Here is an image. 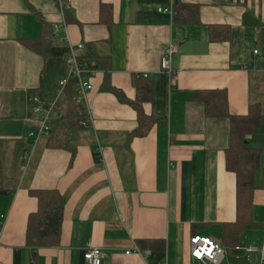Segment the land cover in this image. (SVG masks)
Segmentation results:
<instances>
[{
    "label": "crops",
    "instance_id": "crops-1",
    "mask_svg": "<svg viewBox=\"0 0 264 264\" xmlns=\"http://www.w3.org/2000/svg\"><path fill=\"white\" fill-rule=\"evenodd\" d=\"M171 2L198 5L199 22L158 10ZM211 25L229 26L230 38L212 41ZM44 34L67 48L56 79L79 43L80 58L97 69L82 103L88 126L71 129L63 147L48 146L63 109L50 133L38 134L30 101L49 57L30 41ZM169 44L178 49L173 84L161 66ZM145 83L152 93L142 108L154 123L130 139L137 110L117 92L135 100ZM206 89H225L232 114L261 107L259 130L246 136L260 159L249 213L239 211L237 177L226 167L230 119L206 115L195 96ZM0 157L9 189L0 193V264H88L89 246L102 249L101 264H203L191 256L195 235L221 242L220 264H260L259 250L236 246L264 243V0H0ZM33 189L64 198L58 245H27Z\"/></svg>",
    "mask_w": 264,
    "mask_h": 264
},
{
    "label": "trees",
    "instance_id": "trees-1",
    "mask_svg": "<svg viewBox=\"0 0 264 264\" xmlns=\"http://www.w3.org/2000/svg\"><path fill=\"white\" fill-rule=\"evenodd\" d=\"M104 10L107 5L102 3ZM103 10V12H104ZM174 21L198 23L199 6L174 2ZM44 29L46 27L44 26ZM210 39L212 41L228 40L231 36L229 26L211 25ZM52 42L45 34L40 39L31 40L33 48L46 57L49 55L43 71V85L38 93H46L50 97V89L56 87V77L63 72L64 57L67 48L50 44ZM82 63L84 59L82 58ZM73 81V80H72ZM71 83V82H70ZM49 91V93H48ZM65 96L59 101V109L65 114V118L53 124L50 135L49 147L66 146L68 132L80 127V117L85 115L84 105L78 103L70 84L65 89ZM68 91V92H67ZM120 99L130 103L137 110L138 125L130 133L133 137H144L154 123L152 117L147 116L143 110V103L150 101L151 85L143 84L135 100L126 98L119 93ZM196 98L204 102L205 112L210 117H228L230 119V144L226 149V167L235 172L237 177V195L239 211L249 213L251 210L254 190L256 188L254 178L260 166L259 152L249 146L246 136L259 130L261 121V107L258 103L251 104L247 114H232L229 109L228 93L225 89H206L197 91ZM81 112V113H80ZM3 163L0 157V193H8L9 189L3 180ZM31 193L38 199V208L29 215L26 231L27 245L36 249L39 247L54 246L59 244L62 221L64 216V198L57 189H33ZM243 215V214H242ZM242 228V227H240ZM239 230L235 232L238 234Z\"/></svg>",
    "mask_w": 264,
    "mask_h": 264
},
{
    "label": "built area",
    "instance_id": "built-area-1",
    "mask_svg": "<svg viewBox=\"0 0 264 264\" xmlns=\"http://www.w3.org/2000/svg\"><path fill=\"white\" fill-rule=\"evenodd\" d=\"M62 4L64 8H72V5H67L64 1H62ZM158 10L174 16V2H171L168 6L160 7ZM63 24H66L65 20ZM57 27L58 26L56 25V28ZM82 47V43H79L77 47H70L68 53L70 69L66 76L58 80L59 90L55 96L50 97L46 93H34L31 95L30 101L33 106V111L39 116L40 125L38 127V134H49L52 128L53 119L58 116L63 117V113H59V101L65 96V89L70 81L76 80L78 85V94L75 95L76 101L78 103L87 101L88 92L93 88L92 77L95 75L97 69L91 67L88 63L80 62L81 58L77 53V48L82 49ZM177 51L178 49L175 45L169 44L161 57V66L172 75V84L178 79V74L172 67V61L176 56ZM255 52H258V50H255ZM143 76L147 78L149 77V73L145 72ZM80 125L82 127L88 126L87 120H81ZM99 150L102 151L103 147H99ZM236 248L244 249L246 252L259 250L261 253L260 264H264V243L260 248L257 246H236ZM190 250L192 258L201 261L203 264H220L225 253V247L218 239L200 235H195L191 238ZM134 251L142 254V250L137 246L134 247ZM126 253H130V250L126 251ZM84 256L88 264H101L104 255L101 248L89 246Z\"/></svg>",
    "mask_w": 264,
    "mask_h": 264
},
{
    "label": "rangeland",
    "instance_id": "rangeland-1",
    "mask_svg": "<svg viewBox=\"0 0 264 264\" xmlns=\"http://www.w3.org/2000/svg\"><path fill=\"white\" fill-rule=\"evenodd\" d=\"M15 154H16V150L14 151V154L7 155V157H9V158H10V157L14 156ZM6 170H7V171H8V170L10 171V169H9V168H6Z\"/></svg>",
    "mask_w": 264,
    "mask_h": 264
}]
</instances>
